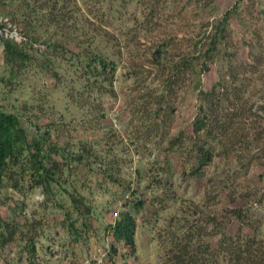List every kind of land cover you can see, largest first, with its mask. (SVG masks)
<instances>
[{
  "label": "rangeland",
  "instance_id": "rangeland-1",
  "mask_svg": "<svg viewBox=\"0 0 264 264\" xmlns=\"http://www.w3.org/2000/svg\"><path fill=\"white\" fill-rule=\"evenodd\" d=\"M0 112V264L264 246V0H0Z\"/></svg>",
  "mask_w": 264,
  "mask_h": 264
},
{
  "label": "trees",
  "instance_id": "trees-1",
  "mask_svg": "<svg viewBox=\"0 0 264 264\" xmlns=\"http://www.w3.org/2000/svg\"><path fill=\"white\" fill-rule=\"evenodd\" d=\"M130 65L131 66H135L138 67L139 66V62H141V60H129ZM142 65L143 62H141ZM103 67H105V63L102 62L101 63ZM205 64V62H204ZM115 67V64L113 61H111V69H113ZM232 82L231 83H219L217 84L216 88H214L215 90H213V92L210 94L209 97H207L209 95V93L204 92V94L202 93L201 98L204 99L203 101H201V106H205L208 103H214V101L218 104L220 103L221 99L217 97V99H213V94L216 93H223L225 94L226 92L230 91V89L232 88ZM217 89V90H216ZM204 91V90H203ZM212 91V90H211ZM213 97V98H211ZM235 105V107H239L238 103H232ZM223 118V115L220 116V118ZM227 120L232 121L233 118H235V116H233L232 118L229 117L227 115ZM222 120V119H221ZM14 122V116L10 113H4V112H0V174L2 172V169L5 165L6 159L9 157V155L11 154L12 151V143H11V135H12V124ZM239 141V140H237ZM222 146L225 147V151L227 153H229L232 150H235L237 148L236 146V142L231 139L229 136H225V139H222ZM128 235L124 236V239L127 241V245L130 248V251H133L134 249V243L133 240L130 237H127ZM187 246L185 245L184 247L181 248V250L179 251V253L182 254V252H189L186 250ZM180 254V255H181ZM178 255L177 258L180 256ZM180 261H182V256H180ZM234 264H264V246L261 245L259 247H256L254 249L249 250L248 254H245L243 257L240 256L239 253H237V255L235 256V262Z\"/></svg>",
  "mask_w": 264,
  "mask_h": 264
},
{
  "label": "built area",
  "instance_id": "built-area-1",
  "mask_svg": "<svg viewBox=\"0 0 264 264\" xmlns=\"http://www.w3.org/2000/svg\"><path fill=\"white\" fill-rule=\"evenodd\" d=\"M96 264H101V261H100V260H98V261L96 262Z\"/></svg>",
  "mask_w": 264,
  "mask_h": 264
}]
</instances>
